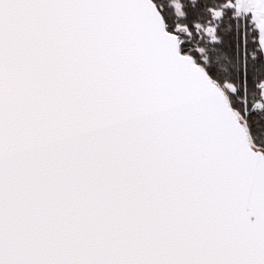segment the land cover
Returning a JSON list of instances; mask_svg holds the SVG:
<instances>
[{
  "label": "snow or ice",
  "instance_id": "6c2138e0",
  "mask_svg": "<svg viewBox=\"0 0 264 264\" xmlns=\"http://www.w3.org/2000/svg\"><path fill=\"white\" fill-rule=\"evenodd\" d=\"M0 264H264V0H0Z\"/></svg>",
  "mask_w": 264,
  "mask_h": 264
}]
</instances>
